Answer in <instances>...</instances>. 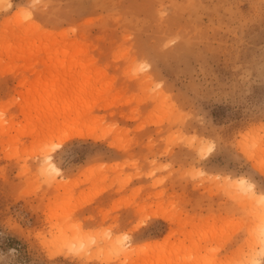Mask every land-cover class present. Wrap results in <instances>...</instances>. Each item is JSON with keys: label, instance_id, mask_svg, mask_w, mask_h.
Instances as JSON below:
<instances>
[{"label": "rangeland", "instance_id": "rangeland-1", "mask_svg": "<svg viewBox=\"0 0 264 264\" xmlns=\"http://www.w3.org/2000/svg\"><path fill=\"white\" fill-rule=\"evenodd\" d=\"M241 180L264 0H0V264H264Z\"/></svg>", "mask_w": 264, "mask_h": 264}, {"label": "bare ground", "instance_id": "bare-ground-1", "mask_svg": "<svg viewBox=\"0 0 264 264\" xmlns=\"http://www.w3.org/2000/svg\"><path fill=\"white\" fill-rule=\"evenodd\" d=\"M37 88V87H36ZM76 133H78V134H81V135H83V131L81 130V131H77ZM72 134V133H71ZM70 133H67L65 136H64V138L62 139V141L64 142V140L67 138V137H69L70 135H71ZM61 141V142H62ZM60 142V143H61ZM46 159H47V167L49 168V169H53V171L54 172H56V173H59V169L54 165V163L52 162V160H51V156L50 155H47V157H46ZM245 180V179H244ZM243 180H241V181H239L240 182V184H241V186H242V188H241V191H243V192H246V194H247V196H249L248 197V199H250V201L251 202H254L255 200H257V196H256V194H255V192H254V190H253V185L251 184V183H248V184H246L245 186H243L244 184H245V182L243 183L242 182ZM247 181V180H246ZM248 182V181H247ZM240 186V185H239ZM254 197L256 198L255 200H254ZM258 198L260 199V201L262 202V201H264V195H260V196H258ZM258 201V203H261L259 200H257ZM256 201V202H257ZM263 205H264V202L262 203ZM262 230V231H261ZM260 230V232H263L264 231V229H263V227H262V229ZM262 235V233L260 234V236ZM262 236H264V232H263V235ZM261 238V237H260ZM263 240H264V238H263ZM262 242V240L261 241H259L258 243H261ZM264 242H262V244H263ZM159 246V243H157V242H155V243H149V244H147V245H145V247L148 249V251H146V252H149L148 253V255H144L145 257H143L144 259L143 260H150V258H152V255H153V253H154V250H156V248ZM123 246H122V243L121 242H119V241H114L113 243H112V248L114 249V250H116L119 254L121 253V254H124L125 256H128L129 255V253L127 252V250L125 251L124 250V248H122ZM140 251H142V249L140 250ZM261 253H262V255H263V251H260ZM260 252H258V253H260ZM142 253V252H141ZM151 253V254H150ZM140 255H142V254H140ZM171 255H168V257H170ZM165 255L163 256V257H161V258H159V259H157V261L159 260V261H164V262H166L167 260L165 259ZM257 257H255V259H256ZM258 261V260H257Z\"/></svg>", "mask_w": 264, "mask_h": 264}]
</instances>
